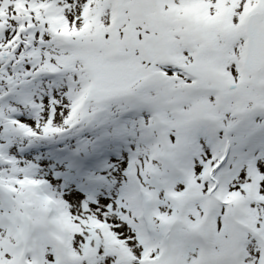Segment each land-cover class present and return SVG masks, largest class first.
<instances>
[{"label":"snow or ice","instance_id":"1","mask_svg":"<svg viewBox=\"0 0 264 264\" xmlns=\"http://www.w3.org/2000/svg\"><path fill=\"white\" fill-rule=\"evenodd\" d=\"M0 264H264V0H0Z\"/></svg>","mask_w":264,"mask_h":264}]
</instances>
